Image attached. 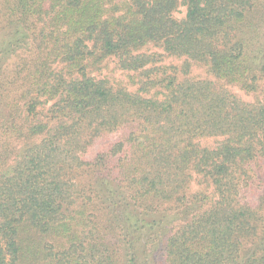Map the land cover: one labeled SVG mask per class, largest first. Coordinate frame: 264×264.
<instances>
[{
	"label": "trees",
	"instance_id": "trees-1",
	"mask_svg": "<svg viewBox=\"0 0 264 264\" xmlns=\"http://www.w3.org/2000/svg\"><path fill=\"white\" fill-rule=\"evenodd\" d=\"M263 82L264 0H0V264H264Z\"/></svg>",
	"mask_w": 264,
	"mask_h": 264
},
{
	"label": "rangeland",
	"instance_id": "rangeland-1",
	"mask_svg": "<svg viewBox=\"0 0 264 264\" xmlns=\"http://www.w3.org/2000/svg\"><path fill=\"white\" fill-rule=\"evenodd\" d=\"M184 7L181 6L175 13H174V16L175 18H182L183 17V14H184ZM144 52H148V53H153V52H159V53H163V51L161 49H158L154 46H149L148 48H145L143 50ZM167 63H171V62H174L175 64L176 63H179V61L177 59H174V58H166L165 60ZM127 72H124L120 69L117 68V65H116V60L115 58H109L107 59L101 70L100 71H97L94 75H96L97 77L99 78H107V79H110V80H113V79H116V80H119V81H125L126 83L128 82V77H127ZM193 75H196V76H203V77H206L207 76V71L205 68H201V67H195L194 70H193ZM210 79H212L210 77ZM263 87H264V82L262 83ZM235 91V93H237L239 96H241L243 98V100H245L246 102H256L259 100L260 96L259 94H249V93H245L243 91H240L239 89L235 88L233 89ZM114 137H112V139L108 138V139H104L100 142V144H98L94 149H97L99 148L100 146H103V145H106L108 144L109 141H113ZM214 141L212 139H209L206 143H213ZM261 174V179H264V170H261L260 172ZM193 189V192H196V191H201L203 190L201 185L199 184H195L193 185L192 187ZM161 259H163V255H159L158 256V260L161 261Z\"/></svg>",
	"mask_w": 264,
	"mask_h": 264
}]
</instances>
